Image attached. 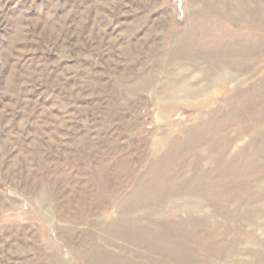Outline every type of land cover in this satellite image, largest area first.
I'll list each match as a JSON object with an SVG mask.
<instances>
[{"label":"rangeland","instance_id":"1","mask_svg":"<svg viewBox=\"0 0 264 264\" xmlns=\"http://www.w3.org/2000/svg\"><path fill=\"white\" fill-rule=\"evenodd\" d=\"M0 264H264V0H0Z\"/></svg>","mask_w":264,"mask_h":264}]
</instances>
